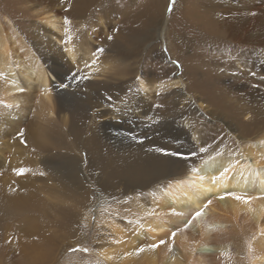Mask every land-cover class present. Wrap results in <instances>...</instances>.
Masks as SVG:
<instances>
[{
	"label": "bare ground",
	"instance_id": "1",
	"mask_svg": "<svg viewBox=\"0 0 264 264\" xmlns=\"http://www.w3.org/2000/svg\"><path fill=\"white\" fill-rule=\"evenodd\" d=\"M12 1L38 16L57 12L66 19L96 17V32L88 38L94 40L105 23L101 22L102 15L113 9L112 4L118 9L122 3H131V0ZM164 1L166 6L168 1ZM147 3L152 6L144 9ZM173 5V20L161 29L160 37L168 55L181 69L179 75L167 80L155 78L150 64V68L142 70L121 68L116 83L99 88L103 81L88 78L105 81L107 65L92 70L83 66L82 61L89 62L93 57L91 43L86 37L82 39L84 43L68 37L61 41L51 16L39 19L45 24L41 32L18 44L24 47L28 65L13 62L10 41L0 31V237L12 227H22L18 231L24 243L32 244L25 251V246H21L18 264H47L55 253L53 235L45 234L44 230L41 235L42 223L35 219L37 210L30 212L37 203L36 177L46 170L72 187L80 184L76 176H66L74 174L70 170L80 157L71 156V165L64 172L62 163L34 156L39 147L50 143L51 126L59 122L71 123L72 134L84 132L81 145L92 166L101 171V180L97 181L101 187L114 178L143 187L150 182L157 185L172 173L180 175L167 189L157 188V198L148 206L134 207L133 217H149L144 224L139 221L141 231L133 237L126 236L116 225H107L115 234L113 247L120 250V256H116L124 264L136 261V253L132 251L134 238L144 236L155 240L148 244L151 252L146 248L141 251L142 262L146 264H157V252L162 253V264H232L231 259L239 251L247 257L256 246L264 247V0H174ZM97 8L100 12L95 13ZM140 8L124 12L120 26L124 27L121 28L124 35L131 27L151 24L159 13L153 0H143ZM103 38L106 37L99 35L100 41ZM167 88L175 90L185 101L183 104L194 102L200 109L227 112L221 120L223 127L216 130L214 139L220 141L218 144L211 140V135L205 136L209 129H202L201 133L188 123L184 129L176 121L158 124L159 116L151 101L158 98V91ZM229 95L236 99L233 107L226 100ZM69 97L75 100L70 102ZM182 108L177 109V119L185 116ZM243 116L247 117L243 118L244 123ZM85 118L91 122L80 129L79 123ZM128 128L141 142L120 147L109 142V134ZM227 135L251 145L232 156L220 150ZM102 145H106V150ZM194 147L200 150L194 151ZM181 148L188 155L171 162ZM21 171L23 174H19ZM237 196L242 199H235ZM198 212L202 214L197 216ZM61 224L64 229H72ZM164 234L168 237L158 249L153 248L157 237ZM117 249L105 251L101 256L109 261L116 257ZM253 253L250 264H264V251Z\"/></svg>",
	"mask_w": 264,
	"mask_h": 264
},
{
	"label": "rangeland",
	"instance_id": "2",
	"mask_svg": "<svg viewBox=\"0 0 264 264\" xmlns=\"http://www.w3.org/2000/svg\"><path fill=\"white\" fill-rule=\"evenodd\" d=\"M142 1L143 0H131V3L126 2L127 4L124 3V5L122 3L120 5L122 7H118V9H116V4H112L113 9L106 11L104 15H102L104 20L102 19L101 22L105 23L100 26L101 30H98L100 37H106L103 38L105 39L104 41L99 40V35L96 36L95 40L93 38L88 39L89 36H92L96 32L98 26L96 25L98 22L96 17L92 19V16H87L81 20L75 17L66 19L57 12L38 16L35 11H27L22 5L12 0H0V31L10 41L9 48L13 54V62L18 60L21 64L28 65L24 47H20L18 44L21 41L24 42V39H30L36 33L41 32V27H44L45 24L41 23L39 19L51 16L54 17L53 21L56 24L54 31L60 36L61 41H66L68 37V40L75 39L74 41H76L77 39L78 42L86 37L91 43L93 57L88 60L89 62L82 61L81 63L83 66L90 67L92 70L107 65L108 69L105 71V75L107 76L105 81L98 78H88L91 81H103L102 84H99V88L108 87L107 84L110 85V83H116L121 68H127L128 71H132L137 70V68L138 70H142L152 65L155 71L152 70L153 75L155 74L154 77L157 79L161 78L159 80H167L171 76L176 74L179 75L181 69L180 64L175 62L176 60L171 59L168 55L167 48L164 46V42L160 37L161 29L173 20L174 13L172 10L174 3L172 0H167L168 3L165 6L166 2L164 0H153L154 8L159 11L157 17L151 24L144 28L137 25L129 28V31L127 33L125 31L126 35H124L121 29L124 27H120L123 26L122 20L124 18V12L130 10H133V12L135 10L139 11ZM151 6L152 4L147 3L144 5V9H149ZM98 12H100L99 8L95 9V13ZM95 21L97 22L94 23ZM164 33V39L167 41V31ZM69 35L71 38H69ZM109 37H111V39ZM55 42L62 47L61 42H58V40H55ZM101 49L103 51H100ZM123 49H128L129 52L123 54L119 51ZM210 57L213 58L215 56L211 55ZM225 58H228V56H225ZM12 66L18 67L16 65ZM175 69H177V71H175ZM19 70L21 69L19 68ZM31 78L33 79L34 75H32ZM47 78L58 85L50 75H48ZM224 83V86H226L227 82ZM87 88L91 89L92 87L90 86ZM167 89L158 91L157 95L159 99L157 98L155 101H151L152 108H154L153 110L156 109L155 112L159 116L158 124H160V122L169 123L171 121H176L179 126L184 129L186 128V123H188L201 133L202 129L204 130L206 128L209 130H204L206 131L205 133L203 132L206 134L205 136L211 135V140H216L218 144L220 141L214 139L216 130L218 126L223 127L221 125V120L225 119V114L227 112H217L212 109H206V105H202L205 109H200L194 102L191 105H186L187 103H184L186 105V107H184L183 102L185 101L183 98L180 97L178 93H174L175 90L171 88ZM73 100H75V97L68 98L70 102ZM226 100L232 107L236 105V99L233 95L227 96ZM181 107L184 108L185 116H183L182 119H177V109ZM2 115L3 114H1V116ZM243 118L247 117H242L241 122L244 123ZM90 122L88 118L83 119L79 123L80 129H85L86 126H89ZM262 126H264V123H262ZM131 128L120 129L114 133L112 132V134H109V142L112 143L113 141L112 144L118 147L138 143L137 141L141 142V138L134 135L133 132H128ZM72 130L71 123L69 125V123L62 124L59 122L52 125L49 135L51 140L50 143L41 148L39 147L34 155L39 158L46 157L49 161H54L56 164L62 163V165H64V172L66 171L67 165H71L69 164V160H73L71 156H78L81 159L70 170L74 174L69 173L66 175L68 177L76 176V178L80 180L78 187H72L64 183V181H61L56 175L51 173V171L42 170V174L36 177V179L39 178L36 180L38 182L35 183L36 188L34 190L37 203L35 207L34 205L32 206V209L29 207V209H31V211H29L33 213L32 211H38L40 209L39 212L41 214L36 211L35 215V219L42 223L39 233L44 235L45 232V234L48 233L53 235V242H56V245L53 247L55 253L51 257V261L47 264H114L113 262L115 261L116 264H124L123 260L121 258L119 259L120 250H118L116 246L115 248L113 247V244L116 243L115 234L110 231L107 225H116L126 236L129 235V238L133 237L135 232L141 231L138 229L140 227L138 226L139 221H142L144 224L149 217L147 215L139 217L138 219L133 217L134 207L137 206V204L148 206L151 200L157 198L155 193L156 190H158L157 188L163 187L167 189L180 175H174V173L169 174L168 177L160 179L161 181L157 184L158 186L156 183L152 182L143 187L130 186L121 179L114 178L108 184H101V187L97 184V181L99 182L102 177L101 171L92 166L81 145L84 132L78 131L76 134H72ZM188 136L189 142L192 143V135L190 134ZM7 138L9 137L7 136ZM46 142H48V140ZM250 145V143L236 140L231 135H227L222 143H220V150L232 156H236L239 155V152L245 147ZM101 148L106 150V145H102ZM195 150L199 151L200 149L194 147V151ZM179 151L180 153L177 154L176 159L171 162L176 163V161L180 159L178 156L188 155L183 154L186 151L184 148L179 149ZM59 169L63 172L62 168L59 167ZM105 186L108 187L103 188ZM126 212H129V214ZM47 221L52 222V224L50 222L49 224ZM60 222L66 226H72V229H64ZM21 228L12 227L10 231L5 233V236L0 237V264H18L22 255L21 246H25L24 251L30 249L32 243L28 241L24 243L25 239L18 231ZM19 234L20 238L16 239ZM140 237H142V234ZM167 237L166 234L162 237H157V243L154 244L158 245L157 249ZM134 239L136 240L133 242L132 251L136 253V261L131 264H146V262H142L143 255L141 251L146 248L147 252H151V248L148 247V244L150 245V242L155 240H149L146 236ZM100 243L103 246L100 245ZM173 244L176 249L174 242ZM116 249L117 252L115 256H119L109 261L101 256L105 251L113 252ZM253 251L256 253L263 252L264 247L262 245L256 246ZM253 251H251L247 257L243 255L242 251H239V253L231 259L232 264H250L249 259H252L254 256ZM162 257L161 252L155 253L157 264H162Z\"/></svg>",
	"mask_w": 264,
	"mask_h": 264
},
{
	"label": "snow or ice",
	"instance_id": "3",
	"mask_svg": "<svg viewBox=\"0 0 264 264\" xmlns=\"http://www.w3.org/2000/svg\"><path fill=\"white\" fill-rule=\"evenodd\" d=\"M172 2L174 3V0H172ZM111 39V37H109ZM100 51H103L102 49ZM19 174H23V172L21 171ZM223 198V197H221ZM235 199L239 200V199H242L241 197L237 196V197H234ZM248 201L245 200V203H247ZM202 213L198 212L196 213L197 216L201 215ZM175 235V233H173V236ZM158 245H153L152 247L155 248L157 247Z\"/></svg>",
	"mask_w": 264,
	"mask_h": 264
}]
</instances>
